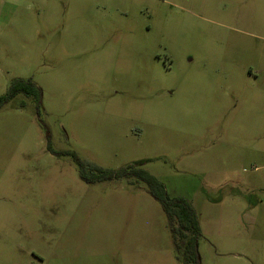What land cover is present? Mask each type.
I'll use <instances>...</instances> for the list:
<instances>
[{
	"label": "rangeland",
	"instance_id": "rangeland-1",
	"mask_svg": "<svg viewBox=\"0 0 264 264\" xmlns=\"http://www.w3.org/2000/svg\"><path fill=\"white\" fill-rule=\"evenodd\" d=\"M0 264H185L141 164L200 216L199 264H264V0H0Z\"/></svg>",
	"mask_w": 264,
	"mask_h": 264
},
{
	"label": "trees",
	"instance_id": "trees-1",
	"mask_svg": "<svg viewBox=\"0 0 264 264\" xmlns=\"http://www.w3.org/2000/svg\"><path fill=\"white\" fill-rule=\"evenodd\" d=\"M19 94L33 96L41 104L42 89L32 79L17 78L13 80L7 93L0 97V108ZM77 160L80 162V176L89 184L122 178L145 182L150 195L161 204L168 217L175 247L185 264H199L198 241L202 237L200 216L188 199L171 198L165 184L142 168L141 164L110 169L93 162Z\"/></svg>",
	"mask_w": 264,
	"mask_h": 264
}]
</instances>
